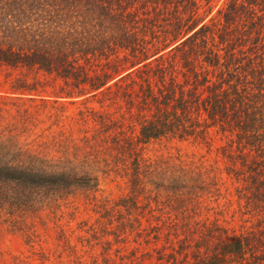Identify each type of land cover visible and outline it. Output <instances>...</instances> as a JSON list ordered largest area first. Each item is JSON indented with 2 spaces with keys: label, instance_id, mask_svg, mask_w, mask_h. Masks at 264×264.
<instances>
[{
  "label": "trees",
  "instance_id": "obj_1",
  "mask_svg": "<svg viewBox=\"0 0 264 264\" xmlns=\"http://www.w3.org/2000/svg\"><path fill=\"white\" fill-rule=\"evenodd\" d=\"M209 1L0 0V225L25 246V253L9 254L0 264H145L144 244L157 234L151 232L155 225L140 232V219L163 222L164 214L201 202L199 191L207 192V182L179 183L183 160L147 157L146 145L207 144L216 135L234 179L232 209L247 226L212 246L191 231L192 245L209 253L188 256V264H264V0H221L204 19L206 11L201 15L199 8ZM124 69L130 71L120 75ZM39 73L60 84H41L34 78ZM40 85L52 86L69 103L87 93L82 101H110L117 91L129 97L126 109L135 111L136 130L96 168L114 172L120 162L125 193L103 196L96 170L64 155L61 144L58 156H48L46 146L62 142L54 137L42 143L37 135L29 146L19 141L29 129L18 125L21 118L4 120L11 112L7 106L15 107L26 126L33 124L17 101L34 98ZM85 113L80 122L88 117L92 125L83 131L103 132L97 126L105 115L91 108ZM48 117L59 121L56 114ZM76 196L88 216L68 228L61 220L66 210L76 217L78 205L67 201ZM41 209L52 216L51 225L39 218L35 226L29 219ZM46 236L52 249L42 244ZM174 250L171 264L177 262Z\"/></svg>",
  "mask_w": 264,
  "mask_h": 264
},
{
  "label": "rangeland",
  "instance_id": "obj_2",
  "mask_svg": "<svg viewBox=\"0 0 264 264\" xmlns=\"http://www.w3.org/2000/svg\"><path fill=\"white\" fill-rule=\"evenodd\" d=\"M221 0H211L207 5H202L199 8V13L201 15L206 11V17L213 13L216 7L220 4ZM127 71L124 69L120 72V75L125 74ZM135 75V74H134ZM33 72L28 74V81H31ZM54 76H47L41 73L34 75V78L39 79L40 83L52 84L54 87H57L60 84L58 78ZM117 77L113 78L115 80ZM112 80H110L107 85H109ZM5 85H2V89L5 88ZM136 86L134 87V89ZM111 88L110 90H113ZM1 90V87H0ZM10 91L9 89H5ZM37 95L29 97H23L22 100H18L21 113L24 117L35 120L33 124L26 126V123L22 119V115L19 116L15 113V107L13 105H8L7 108L11 110L4 120L9 123H13L16 119H20L18 125L22 127H28V132H22L19 141L21 143L29 146L33 138L37 135H42V143H50L54 137V141H62L56 143L55 145L46 146V154L50 157L58 156L59 151L57 152V144H61L64 151V155H70L72 158L83 159L85 162L84 166L95 169L97 178H98V187L99 190L103 193V196H109L110 198H116L120 194L126 192L125 188V177L124 169L121 166L120 162L116 165L114 172L110 171L105 174H100V168L102 162L108 159L110 153L114 152L115 144L118 143L122 137L130 138L136 130V125L131 121L135 111L128 112L126 109L127 101L129 97H120L119 91H117L111 98L110 101H100V97L97 98L89 97L85 100H81L84 96L78 98H72L74 103H69V98L59 97L52 92V86H46L43 88L41 85L37 88ZM13 95V93H9ZM46 98L43 102L38 98ZM82 101V102H81ZM86 108H91L97 112H102V115H105L98 121L102 126L103 132H97L95 136L89 134V132H84L85 128H91L92 121L90 118L86 117V122H80L82 117L86 114ZM14 110V112H13ZM19 113V114H21ZM56 114L57 120L56 124L53 122V118L48 117L49 114ZM133 113V114H132ZM15 116V117H14ZM13 117V118H12ZM13 119V121H12ZM4 123L5 121H1ZM40 139V140H41ZM109 140V144H108ZM34 141V140H33ZM222 140L216 135L214 139L207 144L201 143L197 145L186 144V142H181L177 140L162 141L158 143H149L146 145L144 150V155L147 157L153 158L154 156H159L161 158H170V163L177 164L182 160L185 163V174L184 176H179V183L187 182L188 186L192 184H198V182H207L206 189L200 194L201 202L199 203H190L187 206V209L178 210L177 212L170 210L171 212L164 214L166 220L161 221H151L147 222L143 218L140 219L142 229L140 232H146V228L150 227L149 225H155V229H158L156 232L155 229L151 232L157 234L154 237H151L149 240H152L151 244L145 245L146 253L149 256L146 258L142 257L145 264H171V258L168 255L172 252V247L174 246V254L177 256V262L174 264H188L192 258L188 256L196 254L198 257L205 256L209 251H204L203 247L200 245H192V239L188 240V234L191 231H197L200 236L208 240L210 243H207L208 246H212L213 243L221 236H230L234 232H239L240 228H244L247 224L242 223V216L239 219V214L234 208L233 211V184L234 179L228 174L229 163L222 156L220 151V146L222 145ZM41 143V144H42ZM84 145V149L82 148ZM183 156L182 159V155ZM82 161V160H81ZM169 175H164L166 178ZM169 186L170 183H165ZM98 192L96 191V194ZM69 204L78 205V212L75 213V218L69 215L70 211H65L62 222H66L67 227L73 228L76 222L80 219H83L88 216L87 213H84L82 208V199L78 196L68 197L67 199ZM141 202H143L141 200ZM232 203V204H231ZM154 204V203H152ZM194 204H200L199 206L194 207ZM234 205V204H233ZM190 207V210H189ZM157 211H154V214L157 215ZM30 220L35 226H37V221L39 218H42L44 222L51 225L52 216L47 214L46 209H41L35 214L29 216ZM241 221V223H240ZM176 225V228H173L172 224ZM242 225V227H239ZM215 226H220L222 230H218ZM154 227V226H153ZM136 231L133 232V234ZM133 234H130L128 240L125 244L127 250L129 247V240L133 237ZM194 236L199 238V236ZM47 235V234H46ZM46 240L42 242L44 246L51 245V237L46 236ZM148 240V239H147ZM46 241V242H45ZM140 242L138 245V253L142 254V238L137 239ZM200 243V242H199ZM134 242H130V245H134ZM182 245V250L180 246ZM51 249L53 246H50ZM198 247V248H197ZM177 251L178 253H176ZM160 252V253H158ZM19 253H25V246L22 244V240L17 235H12L3 230L0 225V258H5L9 254L16 255ZM158 254H161V258L158 259ZM50 264H58L52 263Z\"/></svg>",
  "mask_w": 264,
  "mask_h": 264
}]
</instances>
